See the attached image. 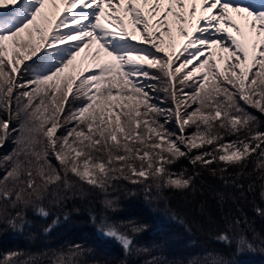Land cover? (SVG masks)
<instances>
[{
	"label": "snow or ice",
	"instance_id": "snow-or-ice-1",
	"mask_svg": "<svg viewBox=\"0 0 264 264\" xmlns=\"http://www.w3.org/2000/svg\"><path fill=\"white\" fill-rule=\"evenodd\" d=\"M25 72L32 79L21 83ZM148 80L163 83L174 108L154 102ZM244 105L264 113V0H0V112L9 117L0 119V145L18 132L3 157L0 219L22 227L29 207L46 217L42 200L69 187V173L105 192L119 179L148 192L191 186V175L168 168L181 157L225 171L255 154L264 170V130ZM173 115L178 132L166 127ZM98 230L131 252L127 231L107 221ZM217 240L233 243L226 233ZM235 245L255 250L243 236ZM82 251L72 245L52 264H78ZM18 256L0 264H19Z\"/></svg>",
	"mask_w": 264,
	"mask_h": 264
},
{
	"label": "trees",
	"instance_id": "trees-1",
	"mask_svg": "<svg viewBox=\"0 0 264 264\" xmlns=\"http://www.w3.org/2000/svg\"><path fill=\"white\" fill-rule=\"evenodd\" d=\"M145 83L155 85L150 94L159 107L174 108L168 93L163 91V83ZM244 107L264 130V113ZM12 110L16 111L15 100ZM8 118L7 112H0V119ZM160 119L163 123L165 118ZM21 123L13 116L10 128L18 129ZM166 127L178 132L174 115ZM193 131L194 127L187 128L188 133ZM64 132L65 129L59 130L60 135ZM17 136L18 132L10 131L0 145V176L10 168L3 157L17 148ZM257 160L254 154L243 167L221 171L223 164L203 167L181 157L168 168L176 174L191 175V186L157 189L153 184L148 192L147 184L123 179L114 181L105 192L69 173V187L61 183L55 196L50 193L42 200L49 213L46 217L29 207L24 210L22 227L13 228L0 219V261L16 252L19 264H30L32 260L52 264L54 254H67L72 245H80L82 254L75 257L78 264H212L220 259L234 264H264V215L257 212L258 208L264 209V170L257 168ZM52 163L59 167L54 158ZM106 200L113 201V206L107 207ZM102 221L127 231L132 238L130 253L126 254L118 241L98 230ZM133 225L141 227V231L132 232ZM220 233H226L233 243L217 240ZM241 236L254 245V251H236L235 241Z\"/></svg>",
	"mask_w": 264,
	"mask_h": 264
},
{
	"label": "rangeland",
	"instance_id": "rangeland-1",
	"mask_svg": "<svg viewBox=\"0 0 264 264\" xmlns=\"http://www.w3.org/2000/svg\"><path fill=\"white\" fill-rule=\"evenodd\" d=\"M57 3H59V0H57ZM164 39L167 41L168 40V37H165ZM182 43H183V37L180 36V35H178V34H176L175 25H173V44L175 45V48L176 49H179L180 48V45ZM77 63H79V58L77 60ZM85 63H87V61H85ZM82 66L83 65H81V67ZM220 67L223 69L224 65L221 64ZM30 79H32V74L31 73H28V75H27V73H23V75L21 77V80H22L21 83H23L24 81L30 80Z\"/></svg>",
	"mask_w": 264,
	"mask_h": 264
}]
</instances>
